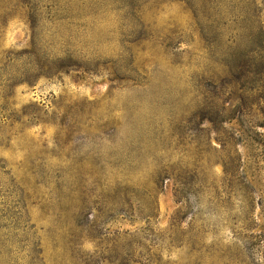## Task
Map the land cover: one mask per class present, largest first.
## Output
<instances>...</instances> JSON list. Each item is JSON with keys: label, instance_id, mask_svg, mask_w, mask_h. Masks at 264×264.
I'll list each match as a JSON object with an SVG mask.
<instances>
[{"label": "rangeland", "instance_id": "374dc122", "mask_svg": "<svg viewBox=\"0 0 264 264\" xmlns=\"http://www.w3.org/2000/svg\"><path fill=\"white\" fill-rule=\"evenodd\" d=\"M0 264H264V0H0Z\"/></svg>", "mask_w": 264, "mask_h": 264}]
</instances>
